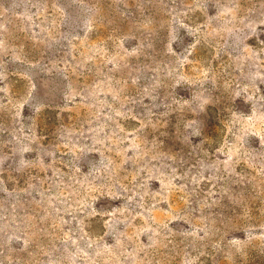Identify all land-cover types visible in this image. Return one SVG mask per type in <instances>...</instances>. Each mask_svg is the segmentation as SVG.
<instances>
[{
    "label": "rangeland",
    "instance_id": "1",
    "mask_svg": "<svg viewBox=\"0 0 264 264\" xmlns=\"http://www.w3.org/2000/svg\"><path fill=\"white\" fill-rule=\"evenodd\" d=\"M0 264H264V0H0Z\"/></svg>",
    "mask_w": 264,
    "mask_h": 264
}]
</instances>
